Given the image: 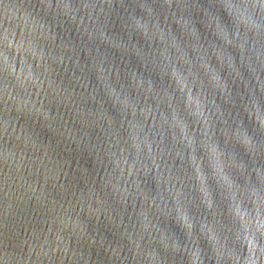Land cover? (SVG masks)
Segmentation results:
<instances>
[{
  "label": "water",
  "instance_id": "95a60500",
  "mask_svg": "<svg viewBox=\"0 0 264 264\" xmlns=\"http://www.w3.org/2000/svg\"><path fill=\"white\" fill-rule=\"evenodd\" d=\"M264 264V0H0V258Z\"/></svg>",
  "mask_w": 264,
  "mask_h": 264
},
{
  "label": "clouds",
  "instance_id": "9594fccd",
  "mask_svg": "<svg viewBox=\"0 0 264 264\" xmlns=\"http://www.w3.org/2000/svg\"><path fill=\"white\" fill-rule=\"evenodd\" d=\"M17 257L10 255L8 251V246L5 244L4 250H3V256L0 258V264H9L10 260H16Z\"/></svg>",
  "mask_w": 264,
  "mask_h": 264
}]
</instances>
